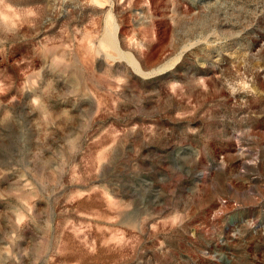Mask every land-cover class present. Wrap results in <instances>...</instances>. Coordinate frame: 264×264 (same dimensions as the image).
<instances>
[{
    "label": "rangeland",
    "instance_id": "obj_1",
    "mask_svg": "<svg viewBox=\"0 0 264 264\" xmlns=\"http://www.w3.org/2000/svg\"><path fill=\"white\" fill-rule=\"evenodd\" d=\"M0 264H264V0H0Z\"/></svg>",
    "mask_w": 264,
    "mask_h": 264
}]
</instances>
